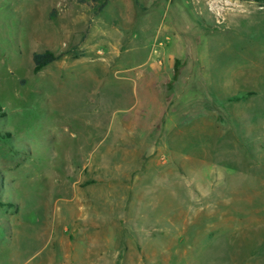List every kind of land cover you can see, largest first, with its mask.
Wrapping results in <instances>:
<instances>
[{
  "label": "rangeland",
  "instance_id": "1",
  "mask_svg": "<svg viewBox=\"0 0 264 264\" xmlns=\"http://www.w3.org/2000/svg\"><path fill=\"white\" fill-rule=\"evenodd\" d=\"M0 113V264H264V3L0 0Z\"/></svg>",
  "mask_w": 264,
  "mask_h": 264
},
{
  "label": "trees",
  "instance_id": "2",
  "mask_svg": "<svg viewBox=\"0 0 264 264\" xmlns=\"http://www.w3.org/2000/svg\"><path fill=\"white\" fill-rule=\"evenodd\" d=\"M259 4H263L264 0H250ZM60 55H54L51 52L44 53H35L32 57L33 60V71L36 73L40 71L43 67L59 59ZM3 117V114L0 113V118Z\"/></svg>",
  "mask_w": 264,
  "mask_h": 264
}]
</instances>
